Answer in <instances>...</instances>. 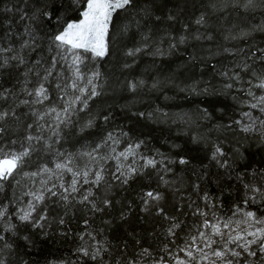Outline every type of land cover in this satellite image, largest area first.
I'll return each instance as SVG.
<instances>
[{
    "label": "trees",
    "instance_id": "obj_1",
    "mask_svg": "<svg viewBox=\"0 0 264 264\" xmlns=\"http://www.w3.org/2000/svg\"><path fill=\"white\" fill-rule=\"evenodd\" d=\"M245 3L246 0H134L133 5L117 9L105 38L106 54L93 57L90 52H80L84 57L80 69L85 76L100 73L94 81L100 94L89 100L83 111L76 106L71 122L60 125L57 142L52 135L55 113L44 115L43 120L38 116L51 107L62 109L59 97L63 93L55 83L74 79L72 57L64 60L57 56L52 37L68 21L79 20L78 12L68 11L66 0H50L48 9L55 7L57 11L52 15L58 14L59 19L33 21L28 17L38 7L37 0H0V47L11 49L0 53V58L18 55L24 60L23 64L9 60L8 66L0 69V91L10 92L7 100L0 99V111L10 113L3 122L7 127L0 144L20 150L22 145L27 146L25 137L29 134L42 136L51 144L46 148L43 142L33 141L36 150L26 159L20 174L0 191V204L7 205L10 213L25 207L30 197L23 193L41 187L40 180L47 179L48 174L30 178L23 172L43 166L55 169V163L68 154L74 169L105 170L100 186L78 185L79 192L69 197L67 207L64 202H54L56 198L46 199L48 219L42 222V229L21 223L15 215L9 221L15 224L14 231H5L0 222V233L5 237L0 241V259L5 264H96L77 249L83 245L91 250L98 244L108 248L104 255L109 257V264L122 254L135 257L142 248L168 260L163 244L175 240L176 244L170 245L172 255L183 256L177 246H183L185 238L196 233L193 226L202 222L203 217L194 214L197 209L207 212L210 220L213 213L223 218L232 216L237 206L242 210L237 215L254 211L264 217V201H250L248 206L243 203L245 183L264 187V129L257 122L256 131L241 130L242 124L248 122L243 113L261 116L244 102H255L246 94L250 87L257 96L264 94L254 87L259 81L252 75L253 71L264 74V4L256 0L254 7L245 8ZM201 17L203 23L197 24ZM181 36L186 37L183 43ZM253 52L256 56L250 59ZM52 56H57L59 63L53 76L43 81ZM245 64L250 67L240 71L237 65ZM234 71L240 73L239 82L221 75L229 72L231 76ZM41 82L49 90V99L33 104V97L24 89L32 90ZM130 82L137 83L135 90L129 88ZM226 83L235 87L226 89ZM67 91L73 95L70 88ZM25 99L30 103H20ZM238 120L241 124L236 123ZM89 121L92 126L85 127ZM109 133L119 143L109 141L100 148L99 154L106 159L83 155L101 144ZM11 140L17 143L11 145ZM140 141L143 143L135 157L111 158ZM217 147L224 153L217 159L227 161L226 167L212 159ZM141 156L157 161L156 167H145ZM118 164L123 165L121 171L137 169L127 184L121 183L123 177H113L114 173L119 175ZM72 178L65 171L60 180L53 176L48 185L56 183L59 187L62 182L67 186ZM88 189L93 193L90 201L103 211L94 212L89 202H78ZM147 191L161 194L159 207L175 220L157 215L155 208L141 210V197ZM205 193L210 197L208 201L203 199ZM105 199L111 201L109 207H104ZM39 207L43 209L44 205ZM61 217L64 224L59 223ZM177 222L180 227L175 229L176 235L165 239L168 227ZM5 243L11 247H4Z\"/></svg>",
    "mask_w": 264,
    "mask_h": 264
},
{
    "label": "snow or ice",
    "instance_id": "obj_2",
    "mask_svg": "<svg viewBox=\"0 0 264 264\" xmlns=\"http://www.w3.org/2000/svg\"><path fill=\"white\" fill-rule=\"evenodd\" d=\"M50 0H43L41 4L40 0H37L38 7L33 11L32 16L28 17L29 20H38L47 18L59 19V15H52V11H57L55 7L50 11L48 9V4ZM134 0H66L67 10L76 11L80 17L79 20H70L66 23L63 30L55 34L52 37V45L55 46L57 51V56L61 59L67 60L68 56L72 57L73 73L74 79H71L68 83H61L57 81L55 83L56 89H58L63 95L59 99L63 102V107L59 111L55 107L49 108L43 115L38 116V119L43 120L44 115H52L55 113L56 124L53 128L52 135L57 137V142L59 139V128L60 125H67L71 122L72 115L76 111V106L79 105V110L83 111L88 107V101L93 97L99 95L97 91V85L94 82L100 76L98 71L93 72L91 75L85 76V74L80 69V63L83 61L84 57L80 54L81 50L85 53H92L93 57H103L107 52L106 35L108 32L109 23L112 20V14L117 9H124L133 5ZM261 4H264V0H260ZM256 0H246L244 5L245 8L254 7ZM61 8L64 7L62 3ZM24 18L23 16L21 17ZM197 24L203 23V17L196 21ZM28 31V28L25 29ZM264 30V27L261 28ZM31 34V33H29ZM199 39V37H197ZM35 39V38H33ZM186 37H180V43L185 41ZM28 44L25 41V46ZM172 44L171 47H175ZM51 51V48L49 49ZM11 51V49H4L0 47V53ZM139 51V49H137ZM159 51V50H157ZM226 51H228L226 49ZM262 55H264V50H261ZM132 55L133 52H129ZM162 54V53H161ZM57 56H52L51 64L45 69V75L42 77L43 81H48L49 77L53 76L56 69V65L59 63ZM256 53H251L250 59L255 57ZM9 60L18 61L20 64L24 63L21 56L13 55L11 57L0 58V69L8 66ZM39 63V62H38ZM240 71H246L250 66L245 64L242 67L237 65ZM31 71V69H29ZM27 75V73H25ZM39 76V73H37ZM221 75L228 77L230 80H236L239 82L241 80L239 72H232L229 76V72H222ZM252 75L256 77L259 81L254 87H257L264 91V74L257 75L254 71ZM140 83H143L142 81ZM248 84L251 86L252 81L249 80ZM155 86V85H154ZM137 87L136 82H130L129 88L135 90ZM226 89H232L235 87L233 83H226L224 85ZM72 90L73 95L69 96L68 89ZM28 96L33 97L31 103H43L45 100L49 99V90L45 86V83L41 82L37 87L32 90L27 88L24 89ZM207 91V89H205ZM246 94L251 97L255 102L249 103L245 101L251 109H257L261 116H253L251 112L243 113V116L247 118L248 122L242 124L241 130L244 132L256 131L257 122L260 127L264 129V94L259 96L251 91V87L247 90ZM10 92L7 90L0 91V99L7 100ZM22 104H29L30 101L27 99L20 101ZM10 115L7 111H0V140L3 139L6 127L3 122ZM15 116V113H11ZM143 115V113H141ZM105 120L108 117H104ZM237 124H241V121H236ZM92 121H89L85 127H91ZM29 128L32 126L29 125ZM49 127H52L51 125ZM126 135V133H125ZM27 141V146L21 147L17 150L12 147H8L5 144H0V191L4 190L5 184L10 180L14 179L16 175L20 174L23 169L26 159L29 158L33 151L36 150L33 141L43 142L45 147H51V144L47 140H44L42 136H33L31 134L25 137ZM109 141L118 144L119 140L109 133L101 144L96 145L91 152H85L83 155L89 156L92 159H106L107 157L100 155L99 150L103 146H107ZM16 140H11L10 144L15 145ZM143 141L136 143L135 145L129 144L124 151L118 153V155L111 157L112 159L119 160L123 157L125 160L129 156L135 157L137 155L136 149L140 147ZM115 151V149H112ZM224 155L222 150L217 147L215 152L212 154V159L216 160L220 167H226L227 161H220L217 159V155ZM59 156H65L64 153H60ZM141 159H145L141 156ZM181 163H186V161L181 160ZM72 164L71 154L65 156L64 160L55 163V169H51L47 166H43L41 169L32 172H23L24 177L35 178L42 176L43 174H48L47 179H41V187L36 188L35 191H28L23 193L24 196L30 197L26 202L25 207L20 208L18 211L10 213L8 211L7 205L0 204V222L4 224L5 231H14L15 224L9 223L12 216L15 215L16 218L25 224H31L33 228H43V221L48 219L47 216V205L45 200H52L56 198L54 202H64L63 206L67 207L70 203L69 197L73 193H78L80 185L83 184H93L100 186L104 182V169L99 168L98 170L92 172L91 169L77 170L71 167ZM157 161L148 158L145 159V167L151 166L156 167ZM123 165L118 164L116 171L119 175L113 174L114 179L120 180L121 183L127 184L129 178L137 173L136 168H129L127 172L121 171ZM59 170V171H57ZM68 172L73 177L70 183L65 186L64 183H60L57 187L56 183H52L51 186L48 185V181L52 179L53 176L57 180L61 179L63 172ZM257 173H253V176ZM93 176L94 179H89ZM262 179H264V173L261 174ZM18 183V181H17ZM197 187H199L197 185ZM245 199L243 201L245 206L249 205V202L256 203L258 201H264V187H259L255 183H245ZM93 196L91 189L86 190V194L82 196L79 203L89 202L91 204V210L94 212L103 211L96 205L94 201H90V197ZM75 199V197H72ZM142 211H150L152 208L156 209L157 215H163L165 219L175 220L174 217H169L164 209L159 207V202L162 199L160 193H154L153 191H147L143 197H141ZM203 199L208 201L210 197L205 193ZM150 201H155V204H151ZM44 205L43 209H40V205ZM104 207H109L111 201L105 199L103 201ZM191 208L192 205H189ZM39 209V210H38ZM242 210L237 206L236 212L227 218L218 217L213 213V217L210 220L208 218V213L197 209L194 213L203 217L200 224L194 225L196 229L195 234H190L185 238L183 246H177L178 252L182 253L183 256L179 254L172 255V249L170 245H175V240H168L167 243L163 244L162 251L169 254L168 260H165L164 256L154 257L148 248H142L136 253L135 257H128L126 254H122L118 257L113 264H264V217H258L254 211H243L241 219H235L237 213ZM60 224H64L65 221L63 217L59 220ZM87 223V222H85ZM180 227V223H172L167 229V236L173 237L176 235L175 229ZM91 239L95 240V236L88 233ZM249 237L251 239H249ZM5 239L4 235L0 233V241ZM80 239L84 240V235H80ZM137 243H139L137 241ZM4 247H11V245L5 243ZM84 257L89 260L96 262V264H109V257L105 256L109 250L103 244L93 245L91 250L89 247H84L83 245L77 249ZM254 258L250 260L249 258ZM0 264H5L3 259H0Z\"/></svg>",
    "mask_w": 264,
    "mask_h": 264
},
{
    "label": "rangeland",
    "instance_id": "obj_3",
    "mask_svg": "<svg viewBox=\"0 0 264 264\" xmlns=\"http://www.w3.org/2000/svg\"><path fill=\"white\" fill-rule=\"evenodd\" d=\"M264 92V91H263ZM247 119V118H246ZM248 121V120H247ZM242 218V214H238L236 217H235V219H241ZM249 239H251L250 237H249Z\"/></svg>",
    "mask_w": 264,
    "mask_h": 264
}]
</instances>
